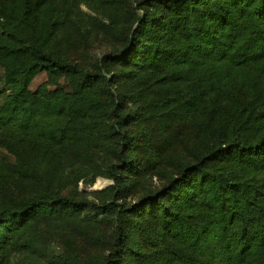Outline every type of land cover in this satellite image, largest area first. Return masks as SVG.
Masks as SVG:
<instances>
[{
	"label": "trees",
	"instance_id": "trees-1",
	"mask_svg": "<svg viewBox=\"0 0 264 264\" xmlns=\"http://www.w3.org/2000/svg\"><path fill=\"white\" fill-rule=\"evenodd\" d=\"M80 4L107 18L100 25L120 45L91 65L49 45ZM0 69V143L16 155L0 185L34 177L35 162L76 143L103 148L115 199L62 193L54 179L0 203V264H264V0H0ZM213 113L191 161L117 201L126 173L166 157L189 121ZM139 124L143 142L130 132ZM151 147L153 158L134 156ZM88 210L97 224L83 252L73 233ZM100 210L111 215L101 251Z\"/></svg>",
	"mask_w": 264,
	"mask_h": 264
},
{
	"label": "rangeland",
	"instance_id": "rangeland-1",
	"mask_svg": "<svg viewBox=\"0 0 264 264\" xmlns=\"http://www.w3.org/2000/svg\"><path fill=\"white\" fill-rule=\"evenodd\" d=\"M131 1V0H130ZM133 5V4H132ZM135 6V5H133ZM80 14L74 16L71 26L61 27L53 36L49 43L55 52L61 56H68L72 60L86 65H91L106 52H114L120 49L117 40L100 25V22L107 23V18L96 15L94 11L85 4H80ZM47 12L41 11L39 18H46ZM8 87L1 81L0 69V100L1 94L6 92ZM215 113L211 116L210 122L202 118L200 120H191L182 130L181 139H176L168 149V155L160 158H154L150 166L140 170L137 173H126L127 182L126 197L117 200L118 202L129 203L135 200L141 194L151 191L171 176L180 163L191 161L195 154L202 148V136H208V128L214 121ZM130 132L135 133L136 137L143 142L142 137L147 134L141 124L132 125ZM103 148L96 146L90 148L89 145L73 144L70 150L64 153L58 160L45 165L42 162H35V176L28 179L17 178V172L9 175L10 182L0 185V203L10 200L22 199L29 194L41 189L44 186H53V180L56 179L55 188L62 193H70L76 197L92 200L97 204L111 203L115 199L111 198L109 187L113 181L102 175L108 163L107 157L102 154ZM149 154L153 158L156 149L151 147L149 152L138 149L134 152L136 158L148 160ZM16 160V155L0 143V165L4 173L7 166L12 165ZM145 161L140 166H144ZM48 172H52L49 176ZM97 215L101 218L102 229L98 231V248L103 249V241L107 237L111 215L103 213L102 210ZM96 211H86L82 217L87 223L80 222L84 230L73 233L76 243L81 251H90V235L96 226L94 218ZM91 218V219H88ZM59 225L49 226L50 230L56 229ZM63 234L68 235L70 229L68 226L62 228ZM51 249L58 253L62 250V245L57 241V235L50 237Z\"/></svg>",
	"mask_w": 264,
	"mask_h": 264
}]
</instances>
